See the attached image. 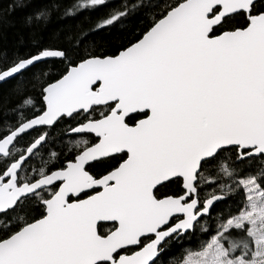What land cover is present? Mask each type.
I'll use <instances>...</instances> for the list:
<instances>
[{
    "label": "snow or ice",
    "instance_id": "1",
    "mask_svg": "<svg viewBox=\"0 0 264 264\" xmlns=\"http://www.w3.org/2000/svg\"><path fill=\"white\" fill-rule=\"evenodd\" d=\"M0 264H264V0H0Z\"/></svg>",
    "mask_w": 264,
    "mask_h": 264
},
{
    "label": "trees",
    "instance_id": "2",
    "mask_svg": "<svg viewBox=\"0 0 264 264\" xmlns=\"http://www.w3.org/2000/svg\"><path fill=\"white\" fill-rule=\"evenodd\" d=\"M119 2V0H113V3H118ZM14 22H16L17 23V26H18V17H16V16H13L12 18H11ZM63 23H69V24H71V23H75V21L74 20H68V21H65V22H57L55 25H53L54 27L55 26H60L61 24H63ZM15 32H16V28L15 27H8L7 29H6V35H7V41L8 42H11L13 39H14V37H15Z\"/></svg>",
    "mask_w": 264,
    "mask_h": 264
}]
</instances>
